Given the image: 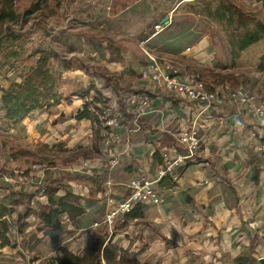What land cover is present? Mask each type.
I'll return each instance as SVG.
<instances>
[{"label":"crops","instance_id":"1","mask_svg":"<svg viewBox=\"0 0 264 264\" xmlns=\"http://www.w3.org/2000/svg\"><path fill=\"white\" fill-rule=\"evenodd\" d=\"M73 1L80 11L71 15L68 23L71 29L78 28L79 31L87 27L95 37H98V32L108 31L105 32L109 36L106 35V39L113 38L115 45L111 47L104 41L101 47L91 51L89 39L86 53L92 59V66L97 69L84 68L82 64L73 62L70 68L72 72L67 74L64 70L61 76L63 83L60 94L64 95L61 104L53 107L51 112H48V108L34 111L19 122L22 139L30 148L17 144L13 149L8 146L5 149L0 140L4 174L13 177V181L0 179V210H6L0 221L9 224L8 238L13 246L0 250V254L5 253L16 261L20 258L24 264H58L62 249L84 257L93 240L109 233L105 246L111 244L113 238V244L127 252L130 250V253L136 254L135 258L147 264H179L193 253H203L210 262L224 264L226 254L233 256L234 252L215 237L220 225L215 219L214 209L221 207L222 212H226L227 207L232 208L237 196L235 185L226 179L235 172L227 170L228 157L233 155L229 148L234 144V134L240 136V141L246 136L250 139L255 129L261 126L260 123L247 116L239 123L230 121L220 126L216 120L226 116L228 109L221 115L217 113L213 116V113L207 112L198 117L199 106L183 95L153 96V113L139 119L126 103L131 93L151 86L141 78L146 60L140 44L152 35L156 25H163L166 18L168 24L164 32L185 30L201 37L197 50L186 48L183 53L175 55L171 48L164 47L166 43L173 47L169 41L152 44L158 36L148 44L152 50L161 57L175 58L182 63L185 61L183 64L187 69L196 72L210 69L213 74L224 73L215 71L211 67L212 61L202 57V35L204 37L206 34L201 32V28L196 23L188 24L180 14L175 18L180 7L194 1L182 0L176 6H171V3L165 5L161 0H137L127 5L115 0L110 10L113 13L104 11L106 15H102V23L97 18L101 26L82 20L78 15L84 13L85 7L90 8V0ZM254 1L247 0L249 3ZM258 3L263 7L262 3ZM145 4L149 5V10L142 12ZM212 16L219 17L216 14ZM65 25L63 21L58 25L61 34ZM78 36L83 45L85 35ZM88 37L91 38L89 34ZM124 38L130 39L131 48L124 44ZM204 49L209 54L207 47ZM78 52L84 51L78 49ZM73 54L76 55L75 52ZM77 92L87 101L92 98L90 101L99 102L101 95L108 107L118 112L119 126L115 129L118 138L112 147L113 153L105 141L108 128L104 127V140L96 142L92 122L77 119L84 107L79 105L78 98L73 99L71 104L66 103L74 95L78 97ZM2 95L0 92V101ZM194 123H197L200 137H203L198 164L185 169L177 181L174 177H167L160 183V187L167 190L164 204L143 205V219L129 218L130 213L118 218L110 230L105 223L106 215L112 209L107 204L108 199L124 202L133 180L156 178L164 163L162 154L181 152L177 137ZM247 128L249 134L245 133ZM70 130L69 140L62 144L60 138ZM252 140L256 142L253 155L259 158L262 156L259 148L264 142H259L258 136ZM31 149H38L40 153ZM239 150L245 157L244 164H252L249 151L243 145ZM84 161L99 163V170L85 168ZM36 164L45 168L36 171L33 169ZM24 176L44 177L46 189L52 185L59 186L54 201L65 199L69 204H79L84 214L71 219L68 214L62 213L57 204L51 205L49 195H43L38 187L17 184L18 178ZM46 217L49 223H46ZM120 226L127 228L118 230ZM134 231L140 235L138 240H135ZM170 244L172 248H169ZM217 250L221 254V261L213 259V253ZM167 255L172 257L166 258ZM102 264H106L104 260Z\"/></svg>","mask_w":264,"mask_h":264},{"label":"rangeland","instance_id":"2","mask_svg":"<svg viewBox=\"0 0 264 264\" xmlns=\"http://www.w3.org/2000/svg\"><path fill=\"white\" fill-rule=\"evenodd\" d=\"M113 1L115 0H90V8L85 7L84 13L78 15L82 20H89L90 23L101 26L97 22V18L101 21L102 15H106V13H103L104 11L113 13L110 12ZM120 1L127 5L129 3L133 4L137 0ZM161 1H164L165 5L171 3V6H174L182 0ZM192 1L194 2L187 3L185 7H180L175 18L177 19L182 15L181 17L188 24L196 23L198 28H201V32L203 31L206 34L204 37L202 35V38H204L202 41V57L212 61L213 66L211 67H214L217 72L240 74V82L247 78L252 86L250 93L264 100V71L260 70L261 58L264 56V38L244 51L239 49L241 40L248 33H255L258 24L264 25V8L262 5L257 0L254 1V3L257 2V5L247 2V0ZM37 4H41L40 11L26 16V12ZM145 5V8L141 10L142 12L149 10V5ZM10 6H13V10L22 15L23 18L13 23L0 22V92L6 90L8 84L13 83L14 80H16L14 82L16 83L19 78L27 77L33 69L38 67L40 53L45 52L50 56L49 72L58 84L54 82V92L52 89L49 94H46L52 100L44 99V102L41 101L44 107L45 105L48 107V112H51V109L57 103L56 100H53V96L57 95V101L64 97L60 94L61 84L63 83L61 76L64 70L67 74L72 72L70 68L73 62L79 63V65L82 64L84 68L89 66L97 69L92 66V59L86 53L88 49L87 41L91 40L88 43L91 51L96 47H101L104 41L108 42L107 45L111 47H114L115 43L112 41L113 38L106 39L107 34L105 32L108 31L103 32L105 35L98 32V37H95L93 31L89 30L88 32L87 27L81 28L79 31H77L78 28L71 29V25L68 24L71 21V15H76L80 11L74 6L73 0H14L10 3ZM3 7L7 6H5L4 0H0V10ZM107 7L110 9L108 10ZM213 14L219 15V17H213ZM61 21L66 24L63 34L58 29ZM81 34L85 35L84 39L86 40L82 42L83 45L80 44L78 36ZM88 34L91 38L88 37ZM132 34L135 35V33ZM200 38L197 33H187L185 30L169 31V33L163 32L160 34L152 44L159 45L169 41L173 43V47L169 46L168 43L164 47L171 48V52L176 55L179 52L183 53L186 48L197 50ZM124 44L131 48L130 39L124 38ZM203 47H207L210 55L206 53ZM134 48L132 47V49ZM78 49L84 52L80 53ZM74 52L76 55L73 54ZM98 71L100 72L101 69H98ZM77 94L78 97L73 94L74 96L69 101L66 100V103L71 104L73 99L78 98L79 105L84 106L83 100H86L89 103L90 110L96 112L97 117L103 116L101 110H105L106 107L104 106L108 104L104 102L101 95H99V101L102 104L100 109L96 110L94 104L90 102L92 98L87 101V98L80 96V92H77ZM178 115L183 117L180 113ZM6 116L7 113L0 101V140L6 146L5 149L7 146L13 149L14 145L17 144L20 147L24 146L26 149L30 148L22 139L23 131H19L22 128L19 121L26 117L10 123L7 121ZM61 121L63 120L61 119ZM76 128H78V125ZM71 131L63 133L60 138L62 144L69 140ZM245 133L249 134L250 130L248 131L247 128ZM250 137L256 139L252 134ZM251 138L249 139V136H246L240 141V136L234 134V144L229 148L233 155L228 157L227 170H234L235 172L231 176H227L226 179L228 183H233L236 187L234 189L237 193L236 200L232 208L227 207L226 212H222L223 208L221 207L214 209L215 219L220 225L215 237L217 241L223 242V246H230L232 252H234L233 256L226 254V258L223 259L224 264H261L260 260L264 259V155L259 158L255 154L253 155L256 142ZM240 144L249 151L248 156L251 157L252 164H244L245 157L240 153ZM31 150L37 154L40 153L38 149ZM256 159H259V162L262 163L259 164ZM126 228L127 226H120L118 230ZM113 232L116 231L113 230ZM133 234H135V240H138L139 233L134 231ZM107 235L110 236L109 233ZM172 247V244H170L169 248ZM213 255L215 256L213 259L222 260L218 250ZM135 257L136 254L130 253L129 250L125 256V261L119 264H136L135 261H138V264H147ZM171 257V255L166 256V258ZM0 264H24V261L20 258H18V261L12 260L11 257L3 253L0 254ZM179 264L216 263L210 262L203 253L202 255L193 253L186 256V261H180Z\"/></svg>","mask_w":264,"mask_h":264},{"label":"built area","instance_id":"3","mask_svg":"<svg viewBox=\"0 0 264 264\" xmlns=\"http://www.w3.org/2000/svg\"><path fill=\"white\" fill-rule=\"evenodd\" d=\"M166 29V25L158 24L150 37L142 41L140 50L146 60V65L141 72V78L149 83L146 89L132 93L127 98L129 108L137 114V118L144 117L153 113L152 95L162 93L183 95L189 101L197 102L203 106L198 117L204 113L211 112L218 106H225L229 109L226 116L218 117L216 123L220 126L226 125L230 121L239 123L243 118L250 116L264 127V100L257 95L246 90L228 91L215 93L210 92L199 72L190 71L178 59L161 57L155 50H152L148 44ZM100 107V106H99ZM94 112V111H92ZM102 117L99 122L108 130L105 134V141L110 152L117 141L115 129L119 126L120 116L118 112L111 107L101 110ZM259 130L256 129L253 137L257 138ZM202 143L200 131L197 123H194L189 130L184 131L177 137V146L181 152L164 153L162 158L164 163L156 178L140 177L129 184V196L124 202H114L108 199L107 204L112 209L107 213L105 223L110 230L113 229L116 221L120 217H125L132 213L139 204L160 206L166 201L165 194L167 190L160 187V183L167 177H174L175 180L181 173L180 169H188L189 165L198 164V152ZM264 155V144L259 148ZM83 166L90 170H99V163L84 161ZM4 157L0 150V179L2 181H13V177L4 174ZM44 165H34L36 171L44 169ZM19 185H32L38 187L43 195H46V186L44 177L34 178L33 176L19 177ZM92 235V234H91Z\"/></svg>","mask_w":264,"mask_h":264},{"label":"trees","instance_id":"4","mask_svg":"<svg viewBox=\"0 0 264 264\" xmlns=\"http://www.w3.org/2000/svg\"><path fill=\"white\" fill-rule=\"evenodd\" d=\"M13 1L14 0H4L5 6L7 7H3L0 10L1 23H6V22L13 23L23 18L22 15L18 14L16 11L13 10V6H10V3H12ZM258 2L262 3L264 7V0H258ZM40 5L41 4L35 5L32 9L27 11L25 15L29 16L31 14H34L36 11H40ZM263 38H264V25L258 24L257 31L255 33H248L241 40L239 44L240 51H244L248 49L250 46L259 43ZM40 55L41 56L39 58L37 68L33 69L27 77L19 78L18 82L14 83L16 81L14 80L13 83L11 84L9 83L6 90L2 91L3 95L1 98V102L3 104L4 111H6L7 113L6 116L7 121H9L10 123L17 122L34 111L41 109L44 110V108H48L46 105L44 107L41 101L44 102V99H51L50 97H47L46 94H49L52 91L54 86L53 83L55 82L57 84V82L48 69L50 56L45 52L40 53ZM190 70L196 71L192 69ZM260 70L264 71V56L261 58ZM197 72L201 74L203 82L205 83L206 88L210 92L221 93V92L236 91V90H247L251 92L250 89H252V86L251 84H249L248 79L245 78L243 82H240V78H241V76H239L240 74H235V75L232 73L213 74V72L210 69H201L198 70ZM161 95H179V94L162 93L160 95L153 94L152 97L161 96ZM83 98L86 99V97ZM53 100H56L57 103L55 104V106H57L61 104L62 98L57 101V95H54ZM83 102H84L83 111L78 114L77 119L90 120L93 125V133H94L95 141L102 142L104 140L103 133L105 132L106 129L104 128L103 125L100 124L96 112H92L90 110L89 103H87L86 100H83ZM90 102L94 104V109L96 110L100 109V107L97 108L95 103H98L97 105H101L102 102L100 101L99 102L90 101ZM194 103H196L199 106L198 112L201 111L203 106H201L197 102ZM107 106L109 105H105L104 107ZM226 109L228 108L223 106H218L217 108L212 110L211 113H213V116H216L217 113L221 115L222 113H226L224 111ZM263 128L264 127L256 128L257 130L260 131L258 135V140L261 143L264 142ZM191 166L192 165H189V168ZM184 170L185 169H180L178 173H182ZM59 190L60 187L55 185H52L51 187L46 189V196L49 195V201H50L49 203L51 205L57 204L59 208L62 210V213L68 214L71 219H75L82 216L84 214V209L79 204L78 205L69 204L65 199H60L57 202L54 201L55 200L54 198L59 192ZM143 205L144 204L137 205L132 211V213L129 215V218L143 219L144 217ZM5 213L6 210L1 209L0 217L3 216ZM45 221L46 223H49L48 217L45 218ZM9 228H10L9 224L7 222L0 221V250H4L6 248H11V247L13 248L8 238ZM107 236L108 235H105L104 237L100 236L95 240H93L91 245L88 246L84 257H79L69 252L67 249H62L61 255L57 259L58 264H102V260H104L106 264H119L125 261V256L127 254V251H125L119 245L113 244L112 243L113 238L111 244L105 246ZM134 263L138 264V261H135Z\"/></svg>","mask_w":264,"mask_h":264},{"label":"water","instance_id":"5","mask_svg":"<svg viewBox=\"0 0 264 264\" xmlns=\"http://www.w3.org/2000/svg\"><path fill=\"white\" fill-rule=\"evenodd\" d=\"M168 24V18L165 19V21L163 22V25H167ZM261 264H264V259L260 260Z\"/></svg>","mask_w":264,"mask_h":264}]
</instances>
